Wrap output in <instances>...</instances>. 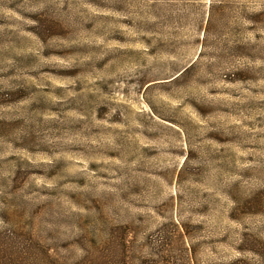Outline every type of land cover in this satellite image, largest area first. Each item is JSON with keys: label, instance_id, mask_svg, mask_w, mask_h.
<instances>
[{"label": "rangeland", "instance_id": "rangeland-1", "mask_svg": "<svg viewBox=\"0 0 264 264\" xmlns=\"http://www.w3.org/2000/svg\"><path fill=\"white\" fill-rule=\"evenodd\" d=\"M168 220L158 264H264V0H0L2 263Z\"/></svg>", "mask_w": 264, "mask_h": 264}, {"label": "trees", "instance_id": "trees-1", "mask_svg": "<svg viewBox=\"0 0 264 264\" xmlns=\"http://www.w3.org/2000/svg\"><path fill=\"white\" fill-rule=\"evenodd\" d=\"M179 228L180 224L173 220H168L165 223H162L155 229V236L153 239L142 237L141 242L138 245V256L136 258H133V256L128 251L129 241L126 239V237L119 238L117 241V247L112 253L111 261H113L114 264H124V262L127 260L134 261L135 264H158V262L162 261L168 254L174 253V249L179 242L175 236V231H177ZM182 241L184 244L185 238L183 235ZM182 246H186V243ZM189 249L190 247L187 246L189 253L193 252ZM257 250L264 255V247L258 248ZM149 251L151 252V255L149 254ZM2 252H4V248L0 247V254ZM93 252L95 254L99 253L96 249H93ZM195 256V253L190 255L189 264H192L193 261H195ZM41 260L42 264L57 263V257L51 253L46 254L43 252ZM0 264H3L1 260ZM93 264L96 263L94 262Z\"/></svg>", "mask_w": 264, "mask_h": 264}]
</instances>
